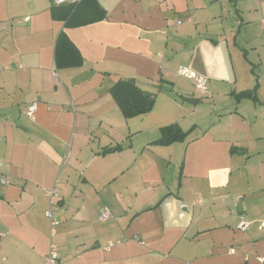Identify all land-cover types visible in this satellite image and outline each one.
<instances>
[{
	"label": "crops",
	"instance_id": "obj_1",
	"mask_svg": "<svg viewBox=\"0 0 264 264\" xmlns=\"http://www.w3.org/2000/svg\"><path fill=\"white\" fill-rule=\"evenodd\" d=\"M96 2L104 20L64 28L50 0H0V264L51 245L59 264H261L264 0ZM62 30L80 67L54 69ZM127 79L155 93L148 113L120 112ZM256 79L258 103L236 102ZM170 125L185 140L156 145Z\"/></svg>",
	"mask_w": 264,
	"mask_h": 264
},
{
	"label": "trees",
	"instance_id": "obj_2",
	"mask_svg": "<svg viewBox=\"0 0 264 264\" xmlns=\"http://www.w3.org/2000/svg\"><path fill=\"white\" fill-rule=\"evenodd\" d=\"M52 1V0H50ZM51 18L54 21L63 22L64 28H76L105 19V11L98 5L96 0H79L74 4L64 6H53L50 9ZM83 58L77 48L67 38L64 31H60L54 47V69H65L80 67ZM256 84L252 90L232 94L233 99L238 102L242 99H250L258 103L255 93ZM114 101L125 118H132L148 113L154 104L155 93L142 90L132 79L119 80L110 89ZM188 132L182 131L177 125H170L160 130V138L156 145L167 146L172 143L183 142ZM120 147L105 149L102 154L119 151Z\"/></svg>",
	"mask_w": 264,
	"mask_h": 264
},
{
	"label": "built area",
	"instance_id": "obj_3",
	"mask_svg": "<svg viewBox=\"0 0 264 264\" xmlns=\"http://www.w3.org/2000/svg\"><path fill=\"white\" fill-rule=\"evenodd\" d=\"M79 0H52L51 3L53 6H64V5H69V4H74L78 2ZM176 24H179V21H176ZM178 74L192 82V85L195 87L196 90L200 92L201 95H205L207 92V83L206 80L201 77L196 75L194 72L191 70L185 68V67H180L178 69ZM36 110V107L34 104L28 105L25 107V114L28 117H32L34 112ZM1 184H7V181L5 179H0ZM47 194L50 198V207L49 209L45 212L46 218L50 221L51 226L57 225V221L52 215L53 209L56 207V201L55 199L57 198L58 195V190L57 188H52L49 191H47ZM108 216V211L104 210L103 213H101L100 218L105 219ZM260 226L264 228V220L261 221ZM247 227V223L245 222H240L237 225V228L239 230H244ZM55 247L53 245L50 246V250L48 255L45 258L44 264H59V259L57 256V253L55 252ZM259 263L264 264V256L258 258Z\"/></svg>",
	"mask_w": 264,
	"mask_h": 264
},
{
	"label": "water",
	"instance_id": "obj_4",
	"mask_svg": "<svg viewBox=\"0 0 264 264\" xmlns=\"http://www.w3.org/2000/svg\"><path fill=\"white\" fill-rule=\"evenodd\" d=\"M187 101L190 102V103H195L196 102L195 99H187Z\"/></svg>",
	"mask_w": 264,
	"mask_h": 264
}]
</instances>
